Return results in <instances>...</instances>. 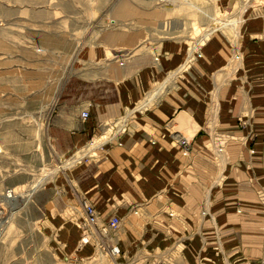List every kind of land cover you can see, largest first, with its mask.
<instances>
[{
	"label": "crops",
	"instance_id": "obj_1",
	"mask_svg": "<svg viewBox=\"0 0 264 264\" xmlns=\"http://www.w3.org/2000/svg\"><path fill=\"white\" fill-rule=\"evenodd\" d=\"M232 2L231 13L223 18L231 26L223 30L229 29L234 40L213 34L192 61L188 42L185 52L180 44L163 42L153 52L160 54L155 59L145 54L125 63L107 58L118 42L113 36L102 39L103 46L80 51L74 63L81 76L66 81L58 100L62 106L48 127L59 157L74 152L47 173L64 170L44 211L52 230L66 232L61 236L65 245L78 233L63 216L65 207L83 198L101 220L119 218L114 233L118 261L132 260L137 252L150 259L159 251L171 259L179 255L183 264L209 262L218 255L211 247L214 233L230 264H257L261 256L264 261L263 206L257 199L258 192L264 196V14L262 6L248 11L242 23L248 4L240 2L232 13ZM166 70L172 71L157 82ZM176 80L175 89L167 92ZM84 109L88 118L81 121ZM131 116L125 133L111 139ZM185 132L190 152L182 157L175 141ZM216 133L228 139L224 148L221 139L208 147L217 159L206 144ZM99 137L91 142L98 146L87 147ZM36 189L21 194L23 206ZM204 205L206 214L201 213ZM81 247L80 241L76 248ZM100 257L103 263L108 260Z\"/></svg>",
	"mask_w": 264,
	"mask_h": 264
},
{
	"label": "rangeland",
	"instance_id": "obj_2",
	"mask_svg": "<svg viewBox=\"0 0 264 264\" xmlns=\"http://www.w3.org/2000/svg\"><path fill=\"white\" fill-rule=\"evenodd\" d=\"M229 1H233L234 13L243 0H0V264H101L104 260L92 248V241L87 245L89 248L85 246L86 256L80 252L84 247L76 248L81 237L75 226L76 222H82L79 204L65 207L63 215L78 232L70 246L61 238L66 232L52 230L44 211L48 195L55 193V179L64 170L52 176H47L48 171L74 154L62 158L55 153L48 127L54 111L62 106L58 100L66 81L71 76H81L80 65L74 63L80 51L95 48L106 36H113L118 42L111 47L114 50L108 47L111 53L107 58L118 63L145 54L155 59L153 56L160 54L153 52L163 42L180 44L184 52L188 49L187 42L191 48L198 44L189 56L193 58L194 52L213 33L221 34L226 42L234 40L229 29L223 30L231 26L223 19L231 13L227 11ZM260 7L264 14V0H250L242 23L248 11ZM208 33L210 35L203 39ZM229 45L233 50L230 42ZM113 52L120 55H113ZM172 70L162 71L156 81ZM185 74L177 80H182ZM177 80L167 92L175 89ZM83 111L88 113L87 109ZM133 117L126 121L121 134ZM101 138L88 142L87 147L98 146L90 144ZM213 139L224 140L223 148L228 141L227 137L216 133L206 142L207 148L213 144ZM188 149L190 152V143ZM176 150L179 153L177 147ZM92 152L94 155L95 150ZM92 152L88 151L87 155ZM36 186V191L23 206L21 194L29 193ZM213 242L211 247L217 257L199 264H217V260L218 264H223L218 258L221 255L215 240ZM174 250L179 251L176 247ZM178 258H167L157 251L149 259L146 253L137 252L132 260L116 259L115 262L155 264L166 260L167 264H183ZM262 262L261 256L257 264ZM102 264H111V261Z\"/></svg>",
	"mask_w": 264,
	"mask_h": 264
},
{
	"label": "built area",
	"instance_id": "obj_3",
	"mask_svg": "<svg viewBox=\"0 0 264 264\" xmlns=\"http://www.w3.org/2000/svg\"><path fill=\"white\" fill-rule=\"evenodd\" d=\"M214 34V33H213ZM211 36V35H210ZM201 47V46H200ZM200 49V48H199ZM199 49L196 50L193 54V58L199 57ZM232 52V49H231ZM79 118L81 121H84L88 118V113L86 111H82L79 114ZM123 132V129L120 130L115 136L121 134ZM113 136L112 138H114ZM111 140V139H110ZM176 147L179 150V153L181 156L186 157L189 152V143L182 139V137H177L176 138ZM257 199L261 203L262 207V220L264 223V196L262 193L258 192L257 193ZM81 212H82V222L79 224V231H80V241L82 242V247L85 245L90 244L89 241L91 240V237L88 239L85 238V235H92L93 237H97V245L102 253L105 255L111 254V255H116L118 258V251L116 248H114L110 242V236H112L115 231L118 229L120 220L116 216H111L107 218L106 220L99 221V213L96 212V210L89 204V202L86 199H81L79 202ZM236 213L240 212L239 208H236L235 210ZM133 213H135L133 211ZM204 214L203 212H201ZM99 222L100 224H98ZM110 237V238H109ZM109 238V240H108ZM263 247H264V240H263ZM92 248L93 244H92ZM109 253V254H108ZM116 259H114L115 262ZM155 264H167L166 260H160L156 262Z\"/></svg>",
	"mask_w": 264,
	"mask_h": 264
},
{
	"label": "bare ground",
	"instance_id": "obj_4",
	"mask_svg": "<svg viewBox=\"0 0 264 264\" xmlns=\"http://www.w3.org/2000/svg\"><path fill=\"white\" fill-rule=\"evenodd\" d=\"M243 2H245V3H247L248 5L250 4V0H243V1H241V3L243 4ZM243 9H246V8H243ZM243 13H245V11L243 12ZM210 35V33H208V34H205L202 38L203 39H205L207 36H209ZM197 45L198 44H195L194 46H193V48L191 49V53H193V51L195 50V48L197 47ZM199 54V53H198ZM235 58H236V60H239V57L235 54ZM190 120V119H189ZM178 123V122H177ZM179 124V123H178ZM183 127H185V126H183ZM188 127V126H187ZM195 127V126H194ZM184 129V128H183ZM183 129H181L180 131L182 132V131H184ZM180 132V133H181ZM194 132V131H193ZM185 134H186V132H185ZM193 133H191V135H192ZM184 135V133L182 134V139L184 138V140H186L187 142H188V138L186 137V136H183ZM187 135V134H186ZM178 136V135H177ZM176 136V137H177ZM180 136V135H179ZM211 138H212V135H211ZM93 143H91L90 145H92ZM211 147V146H210ZM216 149H217V152L218 153H220V154H223V151H222V149L221 148H218L217 146H214ZM211 149V148H210ZM211 151H213L214 152V150L213 149H211ZM215 154V153H214ZM215 158H216V155H215ZM217 159V158H216ZM217 163H218V165L220 166V167H222V165H220V163H219V161L217 160ZM81 199H83V198H81ZM80 199V200H81ZM80 200H79V202H80ZM90 204V203H89ZM91 205V204H90ZM92 206V205H91ZM79 208H80V205H79ZM207 207H205V205H204V207H203V213H207ZM80 217H82V212H81V208H80ZM99 221H103V220H101V216H100V214H99ZM98 224H100L99 222H97ZM76 225V228L78 229L79 228V223H76L75 224ZM79 230V229H78ZM80 232V231H79ZM114 236H115V234H113L112 236H110L109 238L111 239L110 240V242H111V244H112V246L114 247V248H116L117 249V251H118V253H119V248H118V243L117 242H115V238H114ZM85 237L87 238V237H91V241L93 242V247H94V250H95V252H97L98 254H99V256H105L109 261H111L112 260V262H111V264H115L116 262H114V259H118L117 258V256L116 255H111V254H109V256L108 255H105L104 253H102L101 251H100V249H99V247H98V245H97V237H93L92 235H88V234H86L85 235ZM89 238H87L88 240H89ZM109 238H108V240H109ZM214 238H215V243H216V245H217V248H218V252H219V254L221 255V259L223 260L222 261V263L223 264H230L229 262H228V260H227V258L225 257V255H224V252H223V249H222V245H221V242H220V240L218 239V237H217V235H216V233H214ZM119 256V255H118ZM167 257V256H166ZM168 258V257H167ZM117 264V263H116ZM204 264V263H203ZM262 264H264V261L262 262Z\"/></svg>",
	"mask_w": 264,
	"mask_h": 264
}]
</instances>
